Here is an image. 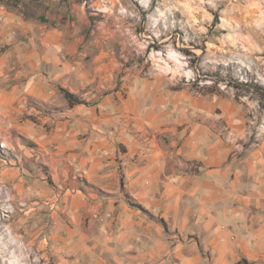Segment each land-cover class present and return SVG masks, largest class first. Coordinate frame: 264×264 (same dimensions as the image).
I'll use <instances>...</instances> for the list:
<instances>
[{
  "label": "crops",
  "instance_id": "crops-1",
  "mask_svg": "<svg viewBox=\"0 0 264 264\" xmlns=\"http://www.w3.org/2000/svg\"><path fill=\"white\" fill-rule=\"evenodd\" d=\"M0 13V86L10 88L1 104L21 95L29 114L58 108L60 157L92 187L76 205L77 220L89 219L87 261L264 264V138L247 142L242 111L220 96L127 77L122 66H72L74 41L62 32L41 34L43 45L60 44L44 54L24 34L28 21ZM61 89L87 103H69Z\"/></svg>",
  "mask_w": 264,
  "mask_h": 264
},
{
  "label": "rangeland",
  "instance_id": "rangeland-1",
  "mask_svg": "<svg viewBox=\"0 0 264 264\" xmlns=\"http://www.w3.org/2000/svg\"><path fill=\"white\" fill-rule=\"evenodd\" d=\"M260 1L263 8L261 12H253L252 19L264 22V0ZM250 2L0 0V10L14 12L28 21L24 34L37 36L39 45L47 46L44 54L57 53L60 44L46 40L43 45V32L48 34L49 30L57 29L67 43L74 41L76 54L71 58L72 66H122L127 77L140 75L171 84L175 89L231 101L244 113L242 129L247 133V142L256 143L264 138V30L262 36L242 31L238 22L239 12ZM2 16L0 13V20L7 23ZM8 90L0 86V162H10L8 167L28 177L26 187L30 193L41 194L39 187L34 186L37 182L43 183L40 188L49 189V195L41 200L30 197L27 204L18 199L20 209L24 210L18 213L8 196L12 187L1 183L7 200L5 209L9 211L0 212L2 236L8 234L22 248L33 251V259L39 258L36 251L39 249L46 259L39 264H91L86 258L88 216L75 221L71 211L77 213V201H89L92 187L84 178L69 172L68 157H60L59 142L54 137L57 119L52 112L58 108L51 106L44 114H29L21 95L1 104L5 96L1 91ZM60 92L65 96L63 89ZM69 92L75 96L71 104L87 103L84 95ZM9 114L16 119H6ZM68 173L71 176L67 177ZM67 193L69 196L65 198ZM52 196L54 199H50ZM55 216L61 222L58 234L65 236L64 251L56 246L58 235L55 238L50 234L54 231ZM26 218L32 222L24 225ZM10 223L18 234L11 233ZM71 233L74 246L68 251ZM22 236L31 244L23 245Z\"/></svg>",
  "mask_w": 264,
  "mask_h": 264
},
{
  "label": "bare ground",
  "instance_id": "bare-ground-1",
  "mask_svg": "<svg viewBox=\"0 0 264 264\" xmlns=\"http://www.w3.org/2000/svg\"><path fill=\"white\" fill-rule=\"evenodd\" d=\"M222 1V0H221ZM225 1H232V0H225ZM241 1H245L248 2V0H241ZM251 2L246 5V9L241 10L240 15L238 13V17L240 20H238V22L241 23L240 25V29L242 31H252L256 32L258 34H260L261 36L263 35L262 30H264V22L262 21H254L252 19L253 16V12H261L263 6L261 5V1L260 0H250ZM224 2V1H223ZM234 8V6H233ZM241 8H239L240 10ZM238 12V11H237ZM235 11V14L237 13ZM261 19V18H259ZM254 36V35H253ZM254 38V37H253ZM250 39V38H249ZM10 118L9 116H6V119ZM2 146H6L4 141ZM10 164V162H0V167H1V173H0V184L1 183H5L6 185H10L12 187L11 191L12 192H8V196H9V200L13 201V203H15V206L17 208V212L21 213L24 210L20 209L19 204H18V199H22L24 200L27 204L28 201L30 199V197H34L36 199H46L49 195V189L47 188H40L41 184L43 183H35L34 186L35 188L39 187L40 190V195H35L33 193H30L28 191V187H26V185L29 183V179L28 177L24 176V175H20L19 171L20 170H16L13 168L8 167ZM14 183V184H13ZM32 188V187H31ZM17 190V193H16ZM17 195L19 197H17ZM69 194H65V198H68ZM50 199H54V196L50 197ZM7 201L4 199V190L3 188H0V212L3 211H7L6 210V205L4 204V202ZM16 210V209H15ZM16 211L13 212V214L15 215L17 213ZM54 215L57 214V212H53ZM71 217L73 220L77 221V213L75 214V212L71 211ZM53 225L55 223V225L53 226L54 231H51L50 234H53L52 237L57 238V235L59 238H57V242H56V246H61L62 250L64 251L66 249V244H64V235L59 236L58 234V230H59V226H61V222L57 220L56 216L53 219ZM24 225L25 224H29L32 222V220H30V218H26L24 219ZM39 220L35 221L37 227L39 225ZM22 224V225H23ZM13 223H10L8 225V227L10 228L11 233H15L18 234V230L14 229L12 227ZM23 225V226H24ZM22 227V226H21ZM42 232H39L38 234H41ZM44 233V231H43ZM4 234V229H3V225L1 224V217H0V264H39L41 263L42 260H46L45 257L39 253V249H36V251L39 254V258L38 259H33V254L34 252L31 251L30 249H25L22 248L16 241H14L13 239H9V235L5 234L4 236H2ZM54 238V239H55ZM21 241L23 245H26L27 243H29V241H27L25 239V237H21ZM55 242V241H54ZM31 244V243H29ZM55 244V243H54ZM13 248V250H11ZM60 259V256H58ZM69 257H72L71 255H69ZM61 262V261H60ZM66 261H63V263Z\"/></svg>",
  "mask_w": 264,
  "mask_h": 264
},
{
  "label": "trees",
  "instance_id": "trees-1",
  "mask_svg": "<svg viewBox=\"0 0 264 264\" xmlns=\"http://www.w3.org/2000/svg\"><path fill=\"white\" fill-rule=\"evenodd\" d=\"M64 94L65 97L67 98V100L71 103L73 100V98L75 97L72 93H70L69 91L64 90Z\"/></svg>",
  "mask_w": 264,
  "mask_h": 264
}]
</instances>
